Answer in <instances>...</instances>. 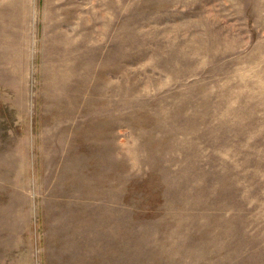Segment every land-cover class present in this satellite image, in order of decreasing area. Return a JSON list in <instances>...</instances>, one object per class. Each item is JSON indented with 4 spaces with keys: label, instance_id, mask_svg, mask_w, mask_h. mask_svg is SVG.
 Listing matches in <instances>:
<instances>
[{
    "label": "rangeland",
    "instance_id": "obj_1",
    "mask_svg": "<svg viewBox=\"0 0 264 264\" xmlns=\"http://www.w3.org/2000/svg\"><path fill=\"white\" fill-rule=\"evenodd\" d=\"M0 264H264V0H0Z\"/></svg>",
    "mask_w": 264,
    "mask_h": 264
}]
</instances>
